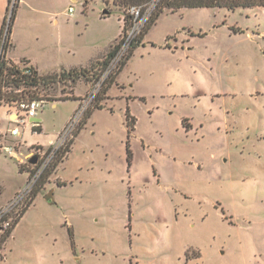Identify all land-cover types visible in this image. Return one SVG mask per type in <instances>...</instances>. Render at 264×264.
<instances>
[{
  "label": "rangeland",
  "instance_id": "374dc122",
  "mask_svg": "<svg viewBox=\"0 0 264 264\" xmlns=\"http://www.w3.org/2000/svg\"><path fill=\"white\" fill-rule=\"evenodd\" d=\"M157 1L8 3L0 48L8 55L14 44L53 74L17 93L46 100L42 132L6 143L29 151L65 124L75 93L96 94L59 172L66 186L50 179L55 168L50 183L41 178L0 264H264V7L163 10L106 89ZM132 7L139 15L122 32ZM114 39L111 71L92 67ZM69 67L78 77L59 74ZM126 108L135 118L129 133ZM24 177L0 151V202Z\"/></svg>",
  "mask_w": 264,
  "mask_h": 264
},
{
  "label": "built area",
  "instance_id": "2783aa9c",
  "mask_svg": "<svg viewBox=\"0 0 264 264\" xmlns=\"http://www.w3.org/2000/svg\"><path fill=\"white\" fill-rule=\"evenodd\" d=\"M130 11L131 15H134L135 20L139 15V10L132 7ZM68 12L72 13L73 8L70 7ZM133 33L134 29L126 34L124 39L125 43L130 44L132 38H134ZM5 52L6 48L1 46L0 59H4L8 65L19 69L21 74L30 77L35 75L36 78L40 76L38 73H35L34 66L28 59L22 58L18 61L10 60L6 57L7 54ZM115 58L116 55L107 67L108 72L114 67L116 62ZM21 90L17 89L14 90V92L18 93ZM95 94L96 91L93 89L86 97L79 99L76 110L69 116L56 135L47 141L46 145L35 144L29 147V151L27 155H25L27 157L26 164L28 166V169H26L27 178L24 184L16 190L14 194L5 203L0 205V262L6 260L5 244L12 236L15 227L31 205L38 182L48 170L53 168V165L59 156L63 155L64 158L68 153L69 150L67 149H70L79 126L83 121L84 114L89 104L94 99ZM45 102L46 100L32 97L30 95L26 97L20 95V98L17 96L8 101L2 98L0 103H12L16 109L12 114L15 118L11 119L14 123L13 126L8 128L5 132L0 131V151L6 152L11 157H16L20 145H16V143H6L7 135L11 137L19 136L21 134V129H24L26 126L30 127V132L33 134L41 131V121L38 119V110ZM33 156L36 157V160L35 162H30L29 159ZM22 162L25 161L22 160Z\"/></svg>",
  "mask_w": 264,
  "mask_h": 264
},
{
  "label": "trees",
  "instance_id": "16d2710c",
  "mask_svg": "<svg viewBox=\"0 0 264 264\" xmlns=\"http://www.w3.org/2000/svg\"><path fill=\"white\" fill-rule=\"evenodd\" d=\"M117 1L119 5H129V4H134V3H138L140 2V0H114ZM148 1V0H146ZM10 2V0H9ZM255 6H261L264 7V0H158L156 5H155V9L150 13V16L147 20V23L144 27V29L142 30L141 34L139 35V37L136 38V40H133L131 42L130 45V50L128 52L127 55H125L123 57V59L121 60L119 66L117 67V70L113 73V75L111 76L110 80L107 81L106 83V89H108L112 83L114 82V77L118 75V73L122 70V68L124 67V65L126 64L127 60L130 58L133 49L136 47L137 44H140L142 42L143 39V34L148 30V28L155 22V20L157 19V17L159 16V14L163 11V10H170L172 12L180 10V9H185V8H196V7H208V8H226L227 10H231L233 11L236 8L239 7H255ZM144 9V8H143ZM143 11L141 10L142 14ZM10 21L9 23L12 24V22L15 19V8L13 9V11L10 14ZM129 17L124 18V26L122 27V32L125 31L126 29V23H128V28H130L133 25V20L134 17L133 15H128ZM142 16V15H141ZM6 18L7 15H5L2 25H1V29H0V38H1V34L3 31V28L6 24ZM120 47V43H112L110 45L109 50L107 51V53L104 55L102 60H96L94 63L91 62L92 67H94V65L96 63H99L103 68H106L110 61L114 58V56L117 54V51ZM4 48H6V46H4ZM35 69V73H38V71ZM81 72V71H80ZM77 70L76 69H71L69 71H67L65 73V71H61L59 72V74H61V76H63L64 74L67 75H75L73 78L78 77L77 74ZM51 75H40L39 77L36 78V76H26L24 74L20 73V70L15 68L14 66H10L8 65V63L4 60V59H0V102L2 100V98H4L5 100H11L16 98L17 96L20 98V95H17V93L14 92V90L17 89H22V91L24 93H27L30 91V87L35 86V85H39L40 83H44L45 81H47ZM8 88L7 90H3V88ZM22 96V95H21ZM26 96V95H24ZM23 96V97H24ZM32 97H34L33 95H30ZM70 97H63L62 99H68ZM98 108H101L100 106ZM90 112L87 114V118L90 116ZM125 118H126V126H127V130L128 133L133 130L134 128V116L130 115L129 112V108H126L125 110ZM82 124V123H81ZM80 129V127H79ZM78 129V130H79ZM78 132V131H77ZM77 135V133H76ZM128 147V146H127ZM69 150V149H67ZM128 153V157H130V151L127 150ZM63 159V155L59 156L57 158V160L55 161L53 168H56V166L60 163V161ZM21 168V167H20ZM52 173V170H48L44 175H43V182L44 183L48 176Z\"/></svg>",
  "mask_w": 264,
  "mask_h": 264
},
{
  "label": "crops",
  "instance_id": "0c3cea01",
  "mask_svg": "<svg viewBox=\"0 0 264 264\" xmlns=\"http://www.w3.org/2000/svg\"><path fill=\"white\" fill-rule=\"evenodd\" d=\"M23 0H19V2H22ZM71 2H77L78 0H70ZM8 3H9V0H7V2H5L4 0H2V2H1V11H0V29H1V25H2V22H3V19H4V17H5V15H6V12H7V9H8ZM86 3V0H85V2H84V4ZM70 7H72L73 8V6L72 5H70L69 6V8ZM68 8V9H69ZM4 9H5V12L3 13V11H4ZM104 11V10H103ZM73 12H74V9H73ZM72 12V13H73ZM69 13V12H68ZM72 13H71V15H72ZM103 14H104V12H102ZM4 14V15H3ZM70 14V13H69ZM68 14V15H69ZM16 15V14H15ZM105 15V14H104ZM16 17V16H15ZM102 17H105V16H103L102 15ZM15 21V20H14ZM55 22H56V20H55ZM121 33V32H120ZM116 39H114V40H112V42L110 43V45L115 41ZM110 45H109V47H110ZM109 50V48L106 50V52H105V54L107 53V51ZM104 54V55H105ZM103 55V56H104ZM103 56H101V57H98V58H96L95 60H91V62L92 61H96V60H100ZM8 59L10 58V59H14V57L15 58H26V59H28L30 62H31V64L36 68V70L38 71V73L40 74V75H42V76H44V75H51V74H53V71L52 70H43V68H40L39 66H38V64L36 63V61H34L31 57H29V56H26V55H16L15 53H14V44H13V48L11 49V50H9V54L6 56ZM90 62V63H91ZM81 67H83V66H81ZM76 68H79V67H69V68H67V69H60L61 71H65V72H67V71H69V70H71V69H76ZM61 71H59V72H61ZM75 96L76 97H72L73 99H75V100H77V102H79V99H80V94H78V93H75ZM59 100H64V99H58V100H55L54 102H52V107H55L56 106V103H57V101H59ZM12 112H14V111H12ZM12 112H9L8 114H7V111L6 110H4V109H1L0 110V131H3V132H5V131H7V129L8 128H10V127H12L13 126V121L11 120V118H12ZM92 114V113H91ZM90 114V115H91ZM90 118V116L87 118V119H89ZM38 119L42 122V117L38 114ZM67 120V119H66ZM66 122V121H65ZM86 123L87 122H85V124L84 125H86ZM64 125V123L60 126V128H59V130L62 128V126ZM27 129H30V127H28V126H26L24 129H22V131H21V134L19 135V136H16V137H19V139H21V142H24L25 141V139L23 138V133H24V131L25 130H27ZM83 128H81V129H79L78 130V132H77V135H76V137H75V139L73 140V142H72V144H71V146H70V149H69V151H68V153L65 155V158H63L61 161H60V163L56 166V168H55V171H53V173H52V175H53V178H50L51 180H56V184L60 187H64V186H66V183H67V181L66 180H64V178H62L61 177V175L59 174V172L60 171H62L64 168V164H65V162L68 160V158H69V156H70V154L72 153V150H73V147H74V144H75V141H76V139L78 138V136H79V134H80V132H81V130H82ZM59 130H57V131H59ZM42 132V123H41V131L40 132H38V134L37 135H39L40 133ZM33 134V133H32ZM51 138H53V137H48L47 139H46V141H44V142H41V141H36L35 143H32V144H29V145H35V144H43V145H45L46 143H47V141H49ZM28 145V144H27ZM28 152V150H26V151H17V155H16V157H13V158H15L16 160H17V162H18V167H19V171H20V174L22 175V176H25L24 177V179H23V182H21V184L20 185H18L13 191H12V193L5 199V200H3V202H0V205L1 204H3V203H5L13 194H14V192L16 191V190H18L23 184H24V182H25V180H26V178H27V171L26 170H22L21 168H20V165H21V161L24 159V157H25V155H26V153ZM11 157V156H10ZM49 178V177H48ZM48 178H47V180L46 181H48ZM48 183H50L49 181H48ZM1 192H2V186L0 185V194H1ZM37 192L35 193V198L34 199H36V197H37ZM33 204H31V207H29V208H32L33 206H32ZM27 212H28V210H27ZM26 212V213H27ZM22 219V218H21ZM21 221V220H20ZM20 223V222H19ZM18 223V224H19ZM18 226V225H17ZM16 226V227H17ZM15 227V228H16ZM15 230V229H14ZM6 260H7V257H6ZM5 262V261H4ZM0 263H2V262H0Z\"/></svg>",
  "mask_w": 264,
  "mask_h": 264
},
{
  "label": "water",
  "instance_id": "95a60500",
  "mask_svg": "<svg viewBox=\"0 0 264 264\" xmlns=\"http://www.w3.org/2000/svg\"><path fill=\"white\" fill-rule=\"evenodd\" d=\"M103 12H104V13H107L106 10H104ZM35 160H36V157H35V156H33V157H31V158L29 159L30 162H35ZM50 197H51L50 194L46 195V199H50Z\"/></svg>",
  "mask_w": 264,
  "mask_h": 264
}]
</instances>
